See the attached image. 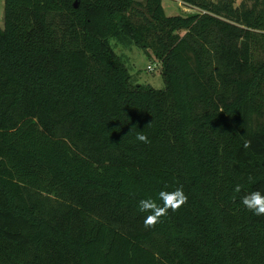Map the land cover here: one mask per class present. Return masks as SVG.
Wrapping results in <instances>:
<instances>
[{"label":"trees","instance_id":"16d2710c","mask_svg":"<svg viewBox=\"0 0 264 264\" xmlns=\"http://www.w3.org/2000/svg\"><path fill=\"white\" fill-rule=\"evenodd\" d=\"M180 1L197 12L5 0L0 264H264V216L241 202L264 190V0ZM113 39L166 87L134 83ZM181 186L145 229L139 201Z\"/></svg>","mask_w":264,"mask_h":264},{"label":"clouds","instance_id":"9594fccd","mask_svg":"<svg viewBox=\"0 0 264 264\" xmlns=\"http://www.w3.org/2000/svg\"><path fill=\"white\" fill-rule=\"evenodd\" d=\"M137 139L143 143H149L148 137L140 132ZM251 146L250 140H245L243 147L245 149ZM251 179V178H250ZM236 193L241 192V186L236 185L234 188ZM188 197L185 194L183 187H176L174 190H161L156 197H146L139 201L138 210L141 213H148L143 220L145 229L154 228L161 219L168 215L169 210L172 212L178 211L184 204L187 203ZM241 202L246 209L251 211L256 216H264V190L250 191L244 194Z\"/></svg>","mask_w":264,"mask_h":264},{"label":"rangeland","instance_id":"374dc122","mask_svg":"<svg viewBox=\"0 0 264 264\" xmlns=\"http://www.w3.org/2000/svg\"><path fill=\"white\" fill-rule=\"evenodd\" d=\"M145 1V0H139ZM240 1V0H239ZM164 5L169 13H195L197 9L185 4L180 0H164ZM5 26V0H0V27ZM112 44L117 53L122 55L133 76V81L136 84L150 85L157 89L166 87L165 78L163 76V65L153 53L138 47L137 45H123L117 43L113 39ZM152 66L154 69H150Z\"/></svg>","mask_w":264,"mask_h":264},{"label":"built area","instance_id":"2783aa9c","mask_svg":"<svg viewBox=\"0 0 264 264\" xmlns=\"http://www.w3.org/2000/svg\"><path fill=\"white\" fill-rule=\"evenodd\" d=\"M149 67H150L151 70L154 69L152 66H149Z\"/></svg>","mask_w":264,"mask_h":264},{"label":"water","instance_id":"95a60500","mask_svg":"<svg viewBox=\"0 0 264 264\" xmlns=\"http://www.w3.org/2000/svg\"><path fill=\"white\" fill-rule=\"evenodd\" d=\"M76 6H78V3H76Z\"/></svg>","mask_w":264,"mask_h":264}]
</instances>
